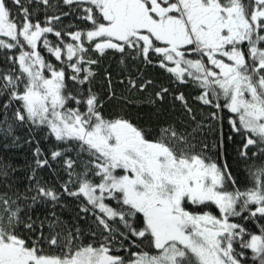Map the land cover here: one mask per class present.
<instances>
[{
	"label": "snow or ice",
	"instance_id": "snow-or-ice-1",
	"mask_svg": "<svg viewBox=\"0 0 264 264\" xmlns=\"http://www.w3.org/2000/svg\"><path fill=\"white\" fill-rule=\"evenodd\" d=\"M168 96L180 127L105 114L119 100L160 116ZM205 120L221 128L211 146ZM21 142L26 183L0 155V264H264V0H0V154Z\"/></svg>",
	"mask_w": 264,
	"mask_h": 264
},
{
	"label": "trees",
	"instance_id": "trees-1",
	"mask_svg": "<svg viewBox=\"0 0 264 264\" xmlns=\"http://www.w3.org/2000/svg\"><path fill=\"white\" fill-rule=\"evenodd\" d=\"M33 8H35L37 18H42L43 12L41 7L34 4ZM65 23H69V20L66 19ZM109 64H111L110 70L113 72L115 78V73L117 71L116 61L115 59L105 58L101 61V70H99V74L97 75L96 80L93 83V88L97 91H100L101 93L104 92L106 86L105 81L103 79L104 72L102 69L107 68ZM142 71L144 72V75L147 78L152 79L157 85L163 84L166 87H171L173 91H183L189 101V104L194 109L198 110L200 108V106L193 100V96H195L197 93L191 87L171 86L169 84L167 76L162 73L159 69L147 67L143 68ZM133 75H135V69H133ZM115 88L118 96L121 92H123L125 95H128V93L124 91V86L117 83L115 84ZM156 90L157 89L149 88L147 92L137 93L133 98L138 99V101L143 100L145 97L150 96ZM208 111L209 110L205 108L202 113L197 112V119L199 120L202 117L206 118ZM154 112L155 109L146 104L138 103L137 106H126L122 104L119 100L111 101L110 103L105 105L106 115L111 113H124L129 118H132L134 122L140 124L141 126L149 128H155L157 124H162L167 121H173L177 124V127H180L187 121L186 115L182 114L181 105L179 104V102L173 101L171 96L165 98L162 105V113L160 116L153 115ZM205 123L208 126L204 129L203 133L200 136V139H202L205 143H208L211 146L213 143H216L218 137H220L221 128L214 121L209 122L205 120ZM222 131L224 138V158L227 159L228 163L232 166L234 175H236L237 179L240 180L245 175V166L242 163L237 164L236 162V149L238 147V143H233L232 141L228 140L227 137L231 133L227 121L224 122ZM37 139H39V137H37ZM21 145L22 146L20 147L6 149L0 155H3L6 158V162L8 164H11L12 166L18 169L16 175L19 178V181L23 184L26 183V176L29 171L28 166L32 164V148L34 147V145L24 144L23 142H21ZM41 147L47 149L49 145L42 140ZM214 153H216V149H212L211 151H209V155H213ZM250 163L259 164L260 161L255 160ZM40 175H42L45 180L50 181L56 184L57 187H59V181L54 178L51 174H49L47 169L43 170ZM67 202L69 203V207H71L72 204L75 203L71 200V198H69ZM64 216L66 219H68L70 213L65 211Z\"/></svg>",
	"mask_w": 264,
	"mask_h": 264
}]
</instances>
